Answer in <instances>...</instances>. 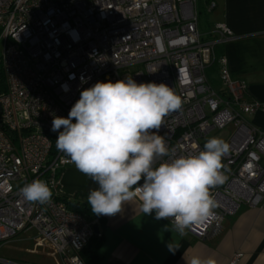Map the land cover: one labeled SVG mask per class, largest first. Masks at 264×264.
<instances>
[{
  "label": "built area",
  "instance_id": "built-area-1",
  "mask_svg": "<svg viewBox=\"0 0 264 264\" xmlns=\"http://www.w3.org/2000/svg\"><path fill=\"white\" fill-rule=\"evenodd\" d=\"M199 1L202 11L216 6L213 0H0L6 83L0 94V249L32 231L30 253L47 248L55 264H85L79 252L95 221L58 199L57 175L72 163L52 153L59 133L51 127L54 115L67 117L81 91L98 81L132 76L172 87L182 108L165 118L158 134L177 155L196 154L210 133L233 127L223 159L229 178L210 190L218 207L188 232L213 238L242 205L264 202V131L247 120L264 102L246 97L247 82L234 78L227 57L216 51L243 36L221 22L201 31ZM214 65L219 88L207 76ZM36 179L52 189L50 202L20 195ZM0 264L35 263L0 257Z\"/></svg>",
  "mask_w": 264,
  "mask_h": 264
},
{
  "label": "clouds",
  "instance_id": "clouds-1",
  "mask_svg": "<svg viewBox=\"0 0 264 264\" xmlns=\"http://www.w3.org/2000/svg\"><path fill=\"white\" fill-rule=\"evenodd\" d=\"M182 103L165 83H137L127 76L96 82L81 91L67 117L53 116L51 130L59 133L57 151L97 185L86 200L92 213L113 216L139 198L143 214L154 212L155 219L169 220L170 230L180 237L214 214L218 204L210 190L229 178L223 159L231 146L212 137L198 153L177 155L158 132ZM19 193L24 200L40 204L53 196L42 179L25 184ZM188 264L217 262L194 255Z\"/></svg>",
  "mask_w": 264,
  "mask_h": 264
},
{
  "label": "crops",
  "instance_id": "crops-1",
  "mask_svg": "<svg viewBox=\"0 0 264 264\" xmlns=\"http://www.w3.org/2000/svg\"><path fill=\"white\" fill-rule=\"evenodd\" d=\"M213 1L216 6L205 12L200 30L206 31L214 23L221 22L234 34L243 36L218 44L216 51L227 57L231 75L247 82L246 97L264 102V0ZM217 70V65L212 66L207 76L212 85L219 88ZM247 120L264 131V109L254 112ZM95 187L97 185L73 163L57 175L56 190L70 201L87 203L89 190ZM84 215L95 221L98 233L102 234L93 264H188L194 255L212 257L217 264H229L237 253L241 256L236 264H264V202L260 206L242 205L235 215L223 220L221 232L210 239L198 238L191 232L180 237L170 230L168 220L155 219L154 212L143 214L138 198L125 203L122 211L113 216H97L92 211ZM26 233L29 232L13 241H28L31 236ZM32 247L23 250L26 252ZM33 254L43 258L36 264L56 262L45 252Z\"/></svg>",
  "mask_w": 264,
  "mask_h": 264
},
{
  "label": "rangeland",
  "instance_id": "rangeland-1",
  "mask_svg": "<svg viewBox=\"0 0 264 264\" xmlns=\"http://www.w3.org/2000/svg\"><path fill=\"white\" fill-rule=\"evenodd\" d=\"M202 2L199 1L198 2V7L201 9L202 11ZM204 16H205V11H202L200 14V24L203 25L204 22ZM2 50H3V43L0 41V58H1V54H2ZM233 130V127L230 126L229 128L223 130V131H214L212 133L209 134V138L212 137H220L222 139H224L225 141L228 138V132H231ZM27 235H33V232H29L26 233ZM33 241L32 239H29L28 241L25 240H20V241H11L9 242L7 245H3L0 249V257H3L5 259H10V260H15V261H25L27 263H35L39 260H43V258H41V255L38 254H30L27 253L29 251L26 252L23 250V248H31L33 246ZM22 248V249H21ZM29 250V249H28ZM39 252H45L47 251V248H39L38 249ZM36 264V263H35Z\"/></svg>",
  "mask_w": 264,
  "mask_h": 264
},
{
  "label": "trees",
  "instance_id": "trees-1",
  "mask_svg": "<svg viewBox=\"0 0 264 264\" xmlns=\"http://www.w3.org/2000/svg\"><path fill=\"white\" fill-rule=\"evenodd\" d=\"M203 11L209 12L206 10H203ZM5 90H6V83H5V79H4L3 70H2L1 65H0V94L2 92H4ZM55 141L53 144L52 153H55V151L57 150L56 146H55ZM58 199L62 200L67 205V207L72 211L82 213V214H87L88 212L91 211V207H90V205H88V203L80 202V201H70L67 198L62 197V196H58ZM101 241H102V234L101 233H97V234L94 233L90 237L88 242L85 244V246L80 250V252H79L80 257L85 264H93L96 261L97 250H98V247H99Z\"/></svg>",
  "mask_w": 264,
  "mask_h": 264
},
{
  "label": "water",
  "instance_id": "water-1",
  "mask_svg": "<svg viewBox=\"0 0 264 264\" xmlns=\"http://www.w3.org/2000/svg\"><path fill=\"white\" fill-rule=\"evenodd\" d=\"M93 230H94V233L97 234L98 233V228L96 225L93 226Z\"/></svg>",
  "mask_w": 264,
  "mask_h": 264
}]
</instances>
